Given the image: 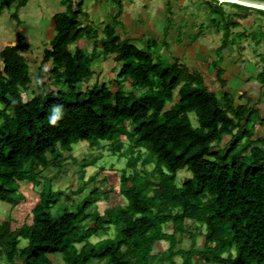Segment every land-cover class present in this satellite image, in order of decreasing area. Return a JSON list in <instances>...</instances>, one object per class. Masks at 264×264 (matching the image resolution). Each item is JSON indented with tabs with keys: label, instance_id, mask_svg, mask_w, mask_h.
<instances>
[{
	"label": "trees",
	"instance_id": "16d2710c",
	"mask_svg": "<svg viewBox=\"0 0 264 264\" xmlns=\"http://www.w3.org/2000/svg\"><path fill=\"white\" fill-rule=\"evenodd\" d=\"M27 2L0 0V13ZM203 2L221 18L227 16L223 4L245 10L235 11L236 20L248 10L264 13L218 0ZM82 6L83 0L69 1L63 12L52 16L55 35L44 50L31 99H26L29 66L19 54L28 46L20 39L0 52V201L17 206L19 182L41 187L30 224L16 229L10 221L0 224L4 264H54L49 258L54 255L61 256V264H176V257L183 264L194 259L264 264V138L256 136L253 118L245 117L248 104L234 105L229 96L223 101L178 65L154 60L152 46L142 51L121 40L116 22L104 25L100 41L104 56L116 54L120 62L116 90L106 82L89 86L93 60L70 48L85 33ZM12 16L17 18L16 13ZM225 26L219 50L226 47L230 29L237 27L229 19ZM238 36L249 39L245 32ZM258 77L264 79V66ZM128 79L132 90L125 92ZM167 103L172 105L165 109ZM192 112L197 126L191 124ZM79 142L127 159L131 172L125 168L119 178L125 206L106 208L103 214L89 212L102 195L96 188L66 206L51 179L42 182L43 170L62 168V152ZM149 164H154L152 170H146ZM89 165L83 162L81 168ZM182 170L191 176L177 184L176 173ZM168 225L170 234L156 229ZM192 228H204L200 248ZM101 229L105 234L113 229L115 236L91 242ZM185 236L191 239L189 249L176 250L177 240ZM21 239L27 242L24 247H19ZM159 241L168 242L169 248L152 254Z\"/></svg>",
	"mask_w": 264,
	"mask_h": 264
},
{
	"label": "rangeland",
	"instance_id": "374dc122",
	"mask_svg": "<svg viewBox=\"0 0 264 264\" xmlns=\"http://www.w3.org/2000/svg\"><path fill=\"white\" fill-rule=\"evenodd\" d=\"M62 1L68 2L73 0H28L25 7L16 10V5L12 4L9 7H6L1 15H0V48L5 43L7 45L11 44L15 40L16 36H19L20 29L22 30V35L28 38L29 43L31 45L30 53L35 56V64L30 65L32 70V84L27 91V94L30 96L33 92L36 91L37 83V75H36V67L38 66V62L36 61L42 56L44 51L43 45L48 41H46V31L50 28L52 24L51 17L61 11L66 9ZM88 13L92 15L93 19H89L88 23L91 28H98L99 22H102L106 19V15L110 19H112L111 10L108 8L110 5L107 3L110 0H91ZM74 2V1H73ZM87 4L89 1H86ZM173 3L175 5H173ZM185 8H190L191 10L195 8L197 5H201L203 0H184ZM222 3V2H220ZM98 4V5H97ZM96 8L98 10L97 13L94 12ZM119 6L116 5V7ZM180 6L179 0H122L120 2L121 13L128 14L133 19L139 20L141 25L145 29H149L150 26H154L153 24H157V19L164 18L167 21L165 25L168 28H173L177 31V37H179L183 31L182 26L185 25V22H177L176 14L174 7ZM225 11L233 12L240 10L245 11L241 8H237L230 4L222 5ZM162 9L158 12V9ZM252 9V8H250ZM165 11V12H164ZM17 12L16 17L13 18L12 15ZM162 13L159 14V13ZM106 14V15H104ZM200 10L199 17L196 21V27H201L202 34H198L196 37H191L189 42H194L198 47H207V49L211 50V55H215L217 60H221V63L225 62H233L235 65H238L241 68L242 73L244 74H254L258 73V70L264 66V13L256 12L253 10H248L246 12L244 21L248 24L247 29H250L247 33L249 35V39H244L241 36H238L239 33H233L232 36L229 37V41H227V45L225 48L219 50V46L224 43L223 34L221 35H206V29H210L207 25L208 23H213L215 29H220L225 33L226 26L223 22H215L210 20V17L207 15H203ZM20 22H19V20ZM214 20V18L212 17ZM186 21V19H185ZM201 21L202 23H199ZM21 24V25H20ZM181 24V26L179 25ZM106 25V24H104ZM118 25V23H117ZM122 25V24H120ZM193 28V27H189ZM241 29H236L235 31H240ZM97 35V32L94 31ZM231 33V32H230ZM87 39L95 40L93 37V30H89L83 34ZM190 36V35H189ZM89 40V39H88ZM143 40H147L146 37L144 39L138 38V41H135L138 46H140V42ZM260 42V44H256ZM172 44L181 45L184 44L182 39L180 41L169 42L168 39L163 41V45L166 46L168 51H171ZM164 46V47H165ZM90 56V55H89ZM95 55L93 56V58ZM100 61V60H99ZM101 62V61H100ZM99 64L97 62H93L92 68L95 70L94 76L91 78L89 82V86L96 83L95 77L97 74V68ZM111 66L105 68L104 71L110 70ZM117 69V68H116ZM210 70L213 71V65L210 66ZM212 73V72H211ZM105 80L101 78L98 80L99 82ZM107 84L109 85L108 81ZM88 86V87H89ZM85 87V84L82 85V88ZM189 116L192 119L193 124L197 125V119L194 112L189 113ZM256 133V132H255ZM124 141V146L122 152H124L127 148V141ZM105 144V143H104ZM103 145V143H101ZM72 149L70 151L62 152V168L61 166H55L54 168H50L47 170H43L42 172V182L47 184L51 179V187L54 191H59L63 193V198L61 203L66 206H71L72 203H78L83 198L89 196V193L92 189L96 188L98 191L102 192V195L99 197V200L93 205V207L89 210V212H98L103 214L106 208L117 207V206H125L126 201L120 194V175L122 170H124L126 166L127 159L119 158L118 154H112L111 151L105 149L100 150L98 148H89V142H79L71 146ZM143 158H146V154L143 152ZM99 157L98 159H96ZM95 161V164L93 162ZM83 162L91 164L85 168H81ZM139 169L141 168V163L137 166ZM154 164L146 165V170H152ZM127 169V173H130V169ZM191 176V173L187 170H182L176 173V183L181 184L185 178ZM43 178L44 181H43ZM91 179L92 182H91ZM41 187L33 188L30 182L23 181L19 182L18 194L21 199L17 206L14 208L8 203L0 201V224L4 221H10L13 229L20 228L24 224L31 223V210L39 201V193ZM69 197L71 200H65L64 197ZM54 212V211H52ZM161 232L171 233L170 225L167 227L157 226L156 227ZM193 232H197L194 228H192ZM202 232H204V228L201 229V232H197V236L195 238L196 247L200 248L203 244ZM115 231L111 229L108 233H104L101 229L98 237H92L91 242H96L99 240L113 238L115 235ZM26 240H20L19 247H24L26 245ZM191 244V239L188 236L184 238L178 239L175 244V249H184L188 250ZM169 248V243L165 241L156 242L152 248V254H158L166 251ZM54 264H61L62 259L59 255H54L49 257ZM176 264H183V260L180 257L175 258ZM0 264H4L3 258L0 256ZM92 264H98V262H93ZM192 264H210L201 261H197L194 259Z\"/></svg>",
	"mask_w": 264,
	"mask_h": 264
},
{
	"label": "crops",
	"instance_id": "0c3cea01",
	"mask_svg": "<svg viewBox=\"0 0 264 264\" xmlns=\"http://www.w3.org/2000/svg\"><path fill=\"white\" fill-rule=\"evenodd\" d=\"M73 1L76 2L77 0H73ZM86 1L87 0H83V6H82V10L86 14V16H84L83 18V23H84L83 26L85 28V32H88L89 30L92 29L93 37L94 39L95 38L96 39L91 40L90 38H88L89 39L88 40L86 37L82 36L75 44L71 45L70 48L71 50H75L76 48L82 50L83 52L91 56L94 63L97 62L99 64L97 68L98 71L95 77L96 82L107 83L108 81L112 91L116 90V80L118 79V73L120 71V62L116 61L115 59L116 54H110L105 57L103 48L100 43L101 39L104 37V30H103L104 24H110L116 22V33L120 35L121 40L122 39L130 40V43L133 46H135L136 48L142 51H145L146 49H148V47L150 48L152 46L150 51L152 53L154 60L161 59L163 61L169 62L170 64L178 65L180 68H182L185 71V73H188L190 77H196L201 79L205 89L208 92L215 94L217 97L223 98V101H224V97L229 96L230 99L233 100L234 105L244 106L245 104H248V108L250 110L245 117H248L249 114L250 117L253 118L252 123L254 130L256 132V136H261L264 138V79L262 80L260 79V77H258L260 70H258V73L256 72L254 74H248V75L244 74L242 73L241 68L238 65H235L233 62L224 61L223 63H221V60H217L215 58V55L213 56L211 55L212 51L207 49V47H198L197 44H195L194 42H189L192 36L196 37L198 34H202L201 27L194 28L197 26L196 22L194 21L195 18L197 21L200 10L202 11V13H205L203 15L209 16L210 20L212 21L215 22L221 21L225 24V21L229 19L231 25L236 24L237 27H233L230 29L231 36L233 33H239V34L243 32L248 33L249 30H251V28L247 29L248 24L246 23V21H244V18H241L240 20L233 19L235 17V12H233L232 14L230 11H227V16L221 18L220 14H212V12H210L209 9L206 7L205 2H203L201 5H197L195 8L191 10L190 8H185L184 0H179L180 6L174 7L176 14L175 18L177 22H185V25L182 26L183 33L179 37H177L178 35L175 29H173L172 27L168 28L165 26L167 24V21H165L164 18L163 19L162 17L158 18L157 24H153L154 26L152 27L150 26L149 29H145L143 28L139 20L133 19L130 15L126 13L125 14L121 13L122 10L120 7V2H122V0H110L107 3H109L108 5H110L108 8H110L111 10L110 12L112 15L111 16L112 19H110L108 15L104 14L106 15V19L102 22H99V25L97 26L98 28L90 29L88 21L89 19L91 20L94 17L92 18V15H89L88 8L90 2L92 1L88 0L89 1L88 4ZM65 3H66L65 1L61 2V4H63V6L66 7L69 1L66 4ZM118 3L119 6L116 7ZM173 5L175 4L173 3ZM160 10L162 9L159 8L158 12ZM94 12L95 13L98 12L96 5ZM162 13L163 12L159 14L162 15ZM212 17L214 18V20L212 19ZM199 23L202 22L199 21ZM179 25L181 26V24ZM207 25H209L208 27L210 29H206L205 32L206 35L209 36L215 34L217 35L223 34V31H221L220 29L217 28L215 29L213 23H208ZM189 27H193V28H189ZM236 29H241V30L235 31ZM94 31L97 32V35L94 33ZM18 32H19L18 34L19 36H16L15 40L11 42V44L9 45L4 43L0 48V52L7 46L15 45L20 39L24 41V43L28 46V50H21L19 54L25 57L27 64L29 66V74L31 80V83L28 86L29 89L32 84V74H31L32 70L30 68V65L35 64L34 63L35 56L30 53L31 45L29 43L28 38L22 35L21 29ZM54 35H55V29L52 23L48 31H46L45 37H47L46 41H48V44L45 43L43 45L45 49H50L49 44L50 41L54 38ZM144 37H146L147 40L141 41L140 46L135 44L136 43L135 41H138V38L144 39ZM165 39H168L169 42H175V41L179 42L180 39H182L184 44L176 45V46L172 44L171 51H168L166 46L163 45V41H165ZM152 41L155 42L153 45H152ZM43 55H44V51L42 53V56L36 60L39 61L38 66L36 67L37 83L39 79L38 72L40 70V64ZM94 55L95 57L93 58ZM211 65H213V71L210 70ZM109 66H111L110 70L104 71L105 70L104 67L107 68ZM45 68L47 71L51 70L50 68H52V65ZM92 71L94 76L95 70L93 68ZM101 78H104L105 80L99 82L98 80H100ZM37 85H36V91L33 92L32 95L30 96L27 94L28 91L27 89L26 91L27 100L31 99L36 94ZM123 89L125 92H130L132 90V82L130 79L126 80L123 83ZM175 96L176 94L174 95V98ZM171 105H172L171 103H167L165 109H168ZM189 118L191 124L195 126L190 116ZM4 222H7V220Z\"/></svg>",
	"mask_w": 264,
	"mask_h": 264
},
{
	"label": "water",
	"instance_id": "95a60500",
	"mask_svg": "<svg viewBox=\"0 0 264 264\" xmlns=\"http://www.w3.org/2000/svg\"><path fill=\"white\" fill-rule=\"evenodd\" d=\"M230 1H233L232 2L233 4H238V5H242V6H246V5L253 6L250 8H254V9H259V8H255V7L264 8V0H230ZM246 7H248V6H246ZM260 10H263V9H260Z\"/></svg>",
	"mask_w": 264,
	"mask_h": 264
},
{
	"label": "bare ground",
	"instance_id": "6f19581e",
	"mask_svg": "<svg viewBox=\"0 0 264 264\" xmlns=\"http://www.w3.org/2000/svg\"><path fill=\"white\" fill-rule=\"evenodd\" d=\"M220 2H233V1H230V0H219ZM236 3V2H235ZM246 6H248V7H253V6H249V5H246ZM255 7V6H254ZM255 8H259V9H263L264 10V8H262V7H255Z\"/></svg>",
	"mask_w": 264,
	"mask_h": 264
},
{
	"label": "clouds",
	"instance_id": "9594fccd",
	"mask_svg": "<svg viewBox=\"0 0 264 264\" xmlns=\"http://www.w3.org/2000/svg\"><path fill=\"white\" fill-rule=\"evenodd\" d=\"M219 1V0H218ZM220 2V1H219ZM222 3H231V2H222ZM58 111V110H57Z\"/></svg>",
	"mask_w": 264,
	"mask_h": 264
}]
</instances>
